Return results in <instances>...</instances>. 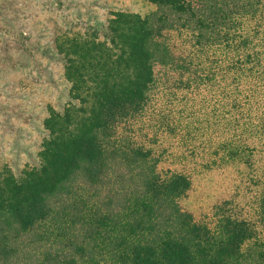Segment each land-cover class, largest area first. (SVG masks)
Here are the masks:
<instances>
[{
    "label": "trees",
    "instance_id": "obj_1",
    "mask_svg": "<svg viewBox=\"0 0 264 264\" xmlns=\"http://www.w3.org/2000/svg\"><path fill=\"white\" fill-rule=\"evenodd\" d=\"M148 1L187 14L200 35L223 29L234 38L242 24L259 20L256 44L244 40L245 66L229 64L227 113L237 124L243 104L264 105V0H236L241 6L232 8L202 0L200 12L191 0ZM167 19L158 16L163 27ZM154 35L147 17L116 10L103 35L55 39L69 101L60 111L47 107L37 166L19 174L0 168V264H264V107L254 124L259 152L230 140L212 151L192 148L200 121L184 131L191 155L180 154L174 168L159 164L166 157L154 147L106 140L111 109L133 96L143 100L155 80ZM138 100L132 113L143 108ZM198 164L230 172L207 206L185 201L200 181ZM65 195L63 203L47 202Z\"/></svg>",
    "mask_w": 264,
    "mask_h": 264
},
{
    "label": "rangeland",
    "instance_id": "obj_2",
    "mask_svg": "<svg viewBox=\"0 0 264 264\" xmlns=\"http://www.w3.org/2000/svg\"><path fill=\"white\" fill-rule=\"evenodd\" d=\"M191 1L200 12L202 0ZM224 2L231 8L238 5L236 0L235 4ZM116 10L137 12L154 26L149 47L154 55L155 80L143 100L133 96L111 109L105 135L108 144L125 147L127 142H136L154 147L156 154L166 157L159 164L174 168L182 163L180 154L191 155L182 140L184 136L189 140L184 131H194L200 121L201 130L193 134L196 140L192 148L202 143L204 152L212 151L230 140L259 152L260 134L254 124L264 105L258 108L257 101L251 100L241 103L242 113L238 115L244 117L237 124L227 113L232 88L229 64L244 65V40L256 44L261 32L259 20L242 24L240 36L233 38L223 29L200 35L190 16L148 0H0V168L7 165L19 174L23 168L37 166L46 136L43 119L47 107L60 111L69 101V84L63 76L55 39L90 30L103 35L110 13ZM163 13L168 16L165 27L158 21ZM137 100L143 108L132 113ZM228 121L238 129L232 131ZM196 170L201 172L200 181L185 201L207 206L216 183L227 184L230 180L225 176L230 172L202 168L200 164ZM54 201L55 205L63 203L66 195L47 199L49 205Z\"/></svg>",
    "mask_w": 264,
    "mask_h": 264
}]
</instances>
